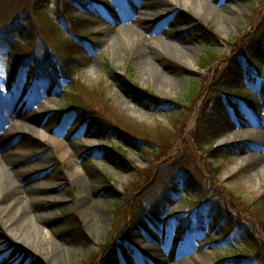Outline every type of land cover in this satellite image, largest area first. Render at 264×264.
Returning <instances> with one entry per match:
<instances>
[{"label": "rangeland", "instance_id": "374dc122", "mask_svg": "<svg viewBox=\"0 0 264 264\" xmlns=\"http://www.w3.org/2000/svg\"><path fill=\"white\" fill-rule=\"evenodd\" d=\"M23 1L0 0V136L9 139L0 150L19 160L23 180L43 190L29 203L61 229L67 264H158L150 263L156 254L180 264H264V224L258 226L264 167L252 168L244 157L264 154V146L248 137L227 141L221 128L228 118L233 130L264 134V0H219L230 9L228 25L204 13L198 0H155L145 17L138 5L147 0H48L47 14L77 46L74 81L93 89L83 92L90 108L84 117L65 112L74 81L33 79L29 67L11 80L15 53L71 52L37 15L19 10ZM121 25L138 29L143 44L161 51L153 49L151 57L175 78L172 87L153 80L133 50L113 47L115 32L101 33ZM80 35L82 41L75 38ZM156 38L190 58L166 56ZM122 77L137 89L123 85ZM20 116L39 131L24 132ZM124 135L140 143L125 149ZM112 149L126 151L128 163ZM80 180L92 188L81 193ZM86 203L91 217L81 207ZM69 217L79 220L80 237L72 235ZM6 236L0 218V256L9 262L14 252ZM26 243L17 244L25 264H57L47 249L41 255Z\"/></svg>", "mask_w": 264, "mask_h": 264}, {"label": "bare ground", "instance_id": "6f19581e", "mask_svg": "<svg viewBox=\"0 0 264 264\" xmlns=\"http://www.w3.org/2000/svg\"><path fill=\"white\" fill-rule=\"evenodd\" d=\"M107 1L108 0H106V2ZM154 1L155 0H147L140 2L138 8L140 9V13L143 14L142 17L147 16L145 13L154 8L156 5L154 4L156 3ZM198 1L200 2V6L204 13L216 15L220 21L225 23V25L233 22L232 17L228 15V11L230 10L229 7L225 4L219 5V0ZM142 17L139 19H142ZM113 29L112 26H107L103 27L101 30L102 35L108 36L109 34L112 36L113 32H115L114 34L118 36L115 37L112 42L113 47H119V52L126 48L133 50L134 59L146 70H150L151 75H153V80L158 81L159 84L164 86L166 85L167 88L173 86L175 78L163 73L157 66L158 63L153 61L151 57L154 55V51L161 52L156 46L153 48L152 46H149L148 43L143 44L141 32L133 26L121 25L120 27H115V29ZM155 42L162 51L164 50L165 53L163 52V54L172 58L174 57L176 61H181V58H190V53L183 52L182 49L172 45L166 46V44L161 41V38H156ZM215 119L220 121L222 120V117L221 115H215ZM16 121H19L24 132L28 130H34L35 132L39 131L38 127L29 122L27 118H21L20 116ZM221 128L223 129L224 135L227 136V141L229 139H236L237 137L239 139L248 137L253 138L254 140L256 139L261 146H264V134L257 133L255 135H248L249 130L247 131V129L233 130L231 129L228 118L222 122ZM8 141V135L0 136V147H2V145L7 146ZM244 157L245 160L250 163L249 166L252 168L256 169L261 166L264 167L263 152L260 154L256 152L247 153ZM23 172L25 171L21 170L19 160L14 158V155L8 151L0 150V218L4 222L7 234L10 237L8 238L6 236L4 239L8 240L10 249L13 250L15 255H13L12 260H9L8 262L5 259V256L1 254L0 264H25L23 255L17 249V244L23 241L27 242L26 248L33 249L41 255L44 254V251L47 249L48 253L52 255V258L56 260L57 264H67L64 253L68 249L63 243L58 242L57 234L58 230L61 231V229L58 226L55 228L50 227L44 219L45 215H43V217L41 216L42 210H37L38 207H36L34 203H29L37 201V199L42 197V193L44 192L41 187H39L37 181L34 180L33 182H30L28 179L23 180ZM72 172L73 174H77L79 170L72 168ZM70 181L72 183V179ZM80 181V184H82L81 193L86 192L88 188H92L91 184H85L83 180ZM87 199H89V197ZM90 204L86 203L84 206H81L88 217H91L94 213ZM157 256L158 254L154 256L155 259L153 258V260H150V263L157 261L158 264H180L176 261H172L170 257L162 258Z\"/></svg>", "mask_w": 264, "mask_h": 264}, {"label": "trees", "instance_id": "16d2710c", "mask_svg": "<svg viewBox=\"0 0 264 264\" xmlns=\"http://www.w3.org/2000/svg\"><path fill=\"white\" fill-rule=\"evenodd\" d=\"M21 0H19L20 2ZM23 1V0H22ZM48 0H24V5L23 8L22 5L19 7V10L21 9V11H28V13L32 16V15H37L38 19L45 24L48 29H50L51 31H53L56 34V40H62L63 41V45L67 47L71 48V52H67V51H62L63 55L59 54V52H57L56 49H54L53 51H55V53H53L52 51V47H50L51 50L48 49H43V47L39 50V51H31L28 54H25L23 57L19 56L17 53H15L13 59H12V65H13V69H18V67L20 65H24L26 67H30V72L34 77H42L45 76L46 78H49L52 82L54 83H59L60 79H68L71 82L74 81L73 78V73H74V66L73 63L76 61V54H77V46L76 49L74 48L73 44H72V40L69 38H63L62 37V31H61V27L57 24L53 23L52 18H50V16L47 14V10L45 7V2H47ZM12 2V0H11ZM19 4V3H18ZM12 5V4H11ZM15 5V4H14ZM14 5L12 7H14ZM1 7V5H0ZM11 10V8H10ZM33 17V16H32ZM71 17V16H69ZM72 20L74 21H78L79 23L83 22L84 20L80 17H72ZM11 23H18L16 20H14ZM5 24V23H4ZM83 25V24H82ZM81 25V26H82ZM13 26V25H12ZM12 26H8L5 25L3 28L6 29L7 32H9V30H13ZM80 26V28H81ZM16 27L17 24H16ZM10 34V33H9ZM9 34H4L3 37H6V39H4L3 43H7L8 44L11 42V37L9 36ZM79 35V33H78ZM82 36L80 35L79 38H81ZM207 40H211V39H207ZM15 46V45H13ZM25 48H29L28 46ZM50 59V64L47 66L46 65V61ZM16 72V70H15ZM13 75H15V73L13 72ZM123 80V85L129 86L134 88L135 90L137 89L136 86L134 85V82L128 78V77H122ZM75 83V88L74 91L71 93V98L69 101V105L67 107L68 110H74L76 111L79 115H82L83 117L85 116V114H87L89 111V106L86 105L84 103V101H82L81 99L84 97V90H87L88 92L93 90L91 89L86 83L82 82L81 80L78 81H74ZM104 101L107 102V100L104 97ZM210 137L213 138L214 134H212L210 132ZM121 138L123 139L124 142V148L126 149L127 146L128 147H132V146H137L136 144L140 143V140H133L132 138L128 137L127 135L121 136ZM136 138V136H135ZM195 142L201 146L203 143L201 141V139L199 138H195L194 139ZM170 143H167L166 145H168ZM169 146V145H168ZM119 150V151H118ZM112 149L111 154L113 155H119L122 156V158L124 159L122 161V163L126 164L128 163V161L124 158L125 156H123V153L126 154V151H122L121 149ZM147 150L149 151V153L151 154H155L156 151L154 149H150L147 148ZM129 167V165H128ZM131 168V167H129ZM186 176V175H185ZM182 180L185 181L186 185L188 184V181L186 180V178L184 179L183 176H181ZM109 184V183H108ZM110 189V193L115 195V191L113 189L112 186L107 185ZM106 186V187H107ZM117 193V192H116ZM118 196V194H117ZM210 206L213 207V205L211 204ZM259 213V216L261 218L264 219V206L262 207V209ZM70 218V217H69ZM70 229L72 231V235L77 238L80 237V235L82 234V229L80 227V222L77 219L74 218H70ZM258 223H260L258 226L262 227L264 224V221H258ZM181 228L184 229L186 228L183 224H181ZM254 235V240L255 237H257V234H253ZM239 258V257H238ZM243 264V263H240ZM245 264V263H244Z\"/></svg>", "mask_w": 264, "mask_h": 264}]
</instances>
